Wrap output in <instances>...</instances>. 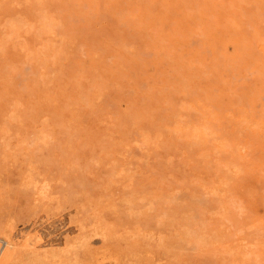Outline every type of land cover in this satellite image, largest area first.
<instances>
[{"label":"rangeland","instance_id":"obj_1","mask_svg":"<svg viewBox=\"0 0 264 264\" xmlns=\"http://www.w3.org/2000/svg\"><path fill=\"white\" fill-rule=\"evenodd\" d=\"M5 241L3 264H264V0H0Z\"/></svg>","mask_w":264,"mask_h":264},{"label":"bare ground","instance_id":"obj_2","mask_svg":"<svg viewBox=\"0 0 264 264\" xmlns=\"http://www.w3.org/2000/svg\"><path fill=\"white\" fill-rule=\"evenodd\" d=\"M15 27V26H14ZM12 28V27H11ZM45 29H47V27L45 28ZM48 31H49V29H48ZM13 39V38H12ZM169 49V48H168ZM100 94V93H99ZM99 97V96H98ZM188 104V103H187ZM186 104V105H187ZM188 107V106H187ZM190 108V107H189ZM212 111V110H211ZM248 113V112H247ZM200 115H201V113H200ZM181 117H182V115H181ZM207 117V116H206ZM184 130H187V129H184ZM183 130V131H184ZM197 130H199V129H197ZM193 131H194V129H193ZM189 133V132H188ZM194 135V134H193ZM198 137V136H197ZM248 140V139H247ZM221 145V144H220ZM230 145V144H229ZM222 147V146H221ZM229 147V146H228ZM263 160V159H262ZM261 170V169H260ZM42 189V188H41ZM248 193V192H247ZM6 242V241H5ZM7 244H6V246H5V244H4V246H2L1 248H0V264H3L2 262L3 261H6V259H7V257H8V253H9V251L7 250V251H5L4 250V248H6L9 244H10V242H6ZM10 246V245H9ZM65 248V247H64ZM123 249V248H122ZM63 251V250H62ZM62 251H61V253H62ZM70 251V250H69ZM75 251V250H74ZM137 253V252H136ZM65 254V253H64ZM134 255V254H133ZM53 256V255H52ZM61 256V255H60ZM66 257V256H65ZM110 258H111V256H110ZM73 259V258H72ZM60 260V259H59ZM65 262V261H64ZM63 262V263H64ZM59 263H60V261H59ZM48 264V263H47Z\"/></svg>","mask_w":264,"mask_h":264}]
</instances>
